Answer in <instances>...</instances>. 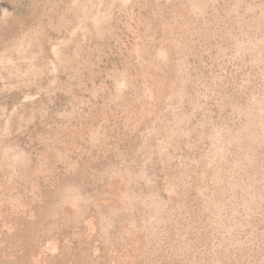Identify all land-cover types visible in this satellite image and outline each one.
Here are the masks:
<instances>
[{"label":"rangeland","instance_id":"obj_1","mask_svg":"<svg viewBox=\"0 0 264 264\" xmlns=\"http://www.w3.org/2000/svg\"><path fill=\"white\" fill-rule=\"evenodd\" d=\"M0 264H264V0H0Z\"/></svg>","mask_w":264,"mask_h":264}]
</instances>
